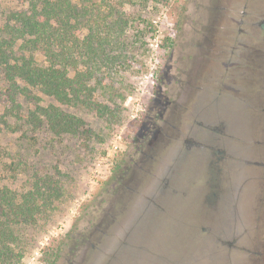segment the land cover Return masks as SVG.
<instances>
[{"label": "rangeland", "instance_id": "1", "mask_svg": "<svg viewBox=\"0 0 264 264\" xmlns=\"http://www.w3.org/2000/svg\"><path fill=\"white\" fill-rule=\"evenodd\" d=\"M122 10L129 53L104 58L81 105L36 95L83 120L75 133L43 128L26 140L2 123L0 89V147L27 148L20 172L0 171V187L24 191L41 175L57 189L23 230L20 264H104L109 251V264H264L263 0H136ZM100 221L129 245L106 238L104 256H90Z\"/></svg>", "mask_w": 264, "mask_h": 264}, {"label": "trees", "instance_id": "2", "mask_svg": "<svg viewBox=\"0 0 264 264\" xmlns=\"http://www.w3.org/2000/svg\"><path fill=\"white\" fill-rule=\"evenodd\" d=\"M135 1L20 0L15 8L0 9L2 123L11 130H19L33 144L43 128L57 135L75 133L83 120L53 105L42 107L36 95L41 92L63 103L81 105L86 99L83 92L89 90L87 79L100 70L104 58L111 63L115 59L125 60L128 55L123 42L130 37L128 16L122 5ZM142 32L138 29L136 33ZM26 104L32 107L26 110ZM10 117L14 118L12 122ZM17 147L14 154L0 147V171L4 168L12 173L18 168L21 171L22 149L27 148ZM54 185L49 176L40 175L34 176L31 186L24 191L0 187V264L21 263L23 247L18 246V241L22 240L24 229L35 228L46 214L57 192ZM124 191L129 195L133 189L126 187ZM105 222L96 225L89 239L90 256L96 253L104 256L106 238L116 242V250L130 243L128 237L121 241L113 238L111 226ZM115 253L107 252L104 264L111 263ZM58 260L55 257L48 264H56Z\"/></svg>", "mask_w": 264, "mask_h": 264}, {"label": "flooded vegetation", "instance_id": "3", "mask_svg": "<svg viewBox=\"0 0 264 264\" xmlns=\"http://www.w3.org/2000/svg\"><path fill=\"white\" fill-rule=\"evenodd\" d=\"M263 110H264V0H263Z\"/></svg>", "mask_w": 264, "mask_h": 264}]
</instances>
